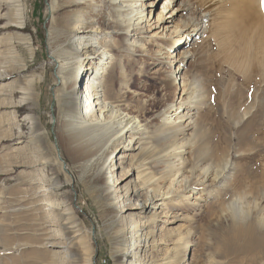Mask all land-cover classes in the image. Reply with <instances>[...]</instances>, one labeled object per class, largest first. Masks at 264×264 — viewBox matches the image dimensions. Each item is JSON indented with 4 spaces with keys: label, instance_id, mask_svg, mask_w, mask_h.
<instances>
[{
    "label": "rangeland",
    "instance_id": "1",
    "mask_svg": "<svg viewBox=\"0 0 264 264\" xmlns=\"http://www.w3.org/2000/svg\"><path fill=\"white\" fill-rule=\"evenodd\" d=\"M67 1L0 0V264H117L116 252L122 253V264H149L151 261L143 256L145 251H151L149 258H162L167 251L175 248L172 242L180 230L184 240L177 247L185 249L177 264H193L195 248L217 246L211 234L216 228V218L205 213L207 208L218 199L232 196L230 184L239 171L242 156L245 158L252 153L249 149L255 145L258 147L259 142L252 130L254 122L251 115L243 114V109L246 105L257 104L258 99L264 102V85L251 86L242 76L246 68L241 56L247 48V40L235 27L239 25V21H235L240 17L239 12L236 16V12L233 9L229 11L227 7L222 13L217 7L214 10L216 17L212 18L214 16L206 11V7L194 8L201 17L203 28L213 23L219 32L215 38H208V29L205 33L202 29L184 47V51L191 55L184 61L180 74L188 73L191 88L199 85V97L192 102L197 100L200 104L198 109L191 111L193 119L183 120V124L192 123L200 117L204 119L199 127L191 125L192 128L183 129L177 136L175 143L181 147H175V153L179 156L173 155L172 149L166 150L169 143L164 144L160 140L167 135L164 128L172 126L170 123L177 117L175 114L188 110L190 100L183 103L180 99L187 96L192 99L194 95H181L180 79L170 84L167 76L172 70L168 64L154 59L152 50L157 48L155 44L142 41L139 43L143 48H140L131 45V42H123L120 36L113 41L114 37H106L101 31L95 35L97 41L107 38L104 43L116 56L113 65L106 69L104 86L109 91L118 89L119 100L128 105L145 128L141 149L128 152L135 154L136 160L130 177L123 184L130 180L134 185L133 180L139 170H134L138 165L135 161L138 160L146 159L148 162L144 178L150 175L165 177L174 164L183 172L180 178L190 176L192 169L196 168L193 180L201 182L203 179L198 172L201 168H209L204 184L194 192L200 196L199 200L190 198L189 203L188 195L192 193L183 192L180 198H173L168 203L179 221L167 224L166 221L171 218L161 219L164 223L159 221L151 225L153 238L142 235L133 238L129 235V221L122 219L114 209L117 196L123 194L116 192V177L112 175L102 179L97 176L101 167H82L80 160L73 157L70 147L67 136L70 129L64 105L68 92L59 81V73L68 61H79L77 66L80 68L87 59H84V50L76 51L81 48L76 37L78 30H68L69 21L57 24L75 11L83 10L82 13H85L90 10L88 4L71 5ZM150 1L145 0V3ZM164 1L155 0V6L146 7L145 14L148 15L151 10L147 24L155 25V17ZM182 1L190 5V1ZM232 1L220 4L230 6L234 3ZM124 5L128 6L129 2ZM100 6L102 14L97 19L91 14L100 26L104 16L118 18L119 13L124 17L128 12L125 7L119 13L112 12L106 2L100 3ZM52 8H55L54 12ZM262 17L264 20V10L260 19ZM260 36V39L253 37L251 43L253 46L260 43L259 56L264 57V32ZM157 42L160 43V40ZM96 50H86L88 57L96 59ZM234 52L241 53L237 59L239 73H233L226 61V56ZM255 76L258 78L259 75ZM83 82L87 83L88 78ZM83 82L79 92L84 90ZM76 84L73 86L75 89L78 88ZM234 100L239 105L230 124L220 115ZM217 121L225 124L229 133L216 125ZM178 122L177 125L180 124ZM226 133L227 137L232 133L244 137L241 136L238 144L235 141L226 144L220 141ZM218 141L219 150L214 148ZM199 154L202 160L197 161ZM115 156L109 154L106 166L110 170L118 161V156L114 159ZM180 162L182 164L178 165ZM225 162H228L227 168L213 181L215 171ZM169 182L163 181L161 187L165 190ZM104 186L112 190L108 197L104 195ZM159 210L161 207L156 211ZM150 216L151 213L146 210L140 212L137 218L147 219ZM160 225L177 230L162 235L158 228ZM113 229H125L118 243L113 239ZM52 243L55 246H51Z\"/></svg>",
    "mask_w": 264,
    "mask_h": 264
},
{
    "label": "bare ground",
    "instance_id": "2",
    "mask_svg": "<svg viewBox=\"0 0 264 264\" xmlns=\"http://www.w3.org/2000/svg\"><path fill=\"white\" fill-rule=\"evenodd\" d=\"M126 1L129 2L128 6L124 5ZM188 1H190V5H186L182 0H165L161 5V11L155 17V25L153 26L152 24H147L150 20L151 10L148 12V15L145 13L146 7L155 6V0H151L148 3H145V0H69L67 2L71 5L88 4L90 11L85 13H82L83 10L75 11L73 15H68L66 19L62 20V18L59 20L57 24L59 25L62 22L64 24V22L67 23L69 21L70 23L67 24L68 30L72 32L78 30L77 33L79 35L76 37L81 48H77L76 51L81 50L83 52L84 50V59H87L85 63L83 62L81 64L82 66L80 68L77 66L79 61H73L72 59V61H68L61 68L59 73V81L62 87H65L68 92V97L64 105L68 115L67 126L70 129L67 130V136L69 137L70 147L73 150V157L75 160H80L79 164L84 168L88 166L101 167L98 170L97 176L102 179L106 178L105 176L113 175L114 178L116 177V192L120 191L123 194L120 197L117 196L114 209H116V213L120 214L122 219L129 221V229L131 232L129 235L133 238L135 236L137 237V235L153 238L154 235H152L151 225L159 221L163 222L161 219L171 218L166 221L167 224H174L179 221L178 215L172 212L173 209L168 207V203L173 198H180L183 192L192 193L188 195L189 203L190 198L199 200L200 196H197V193L194 194V192L199 185L204 184L203 180L208 175L209 168H201L200 172H198L203 179L201 182L199 180H195L194 182L193 180V172L196 168L192 169L190 176L186 177L183 175L180 178V173L183 172L174 164H172V168H174H171V171L165 177L155 178L154 175H150V177L144 178L143 175L148 170L145 168L148 162H146V159L138 160L135 161L138 162V165H136L134 170H139L136 171L133 180L134 185L130 180L123 184L130 177V170L134 167L133 162L136 160L135 154H128V152L134 151V149H141V136L145 128H142V122L128 109V105L123 103L122 100H119L118 89H111L109 91L104 86L103 79L107 73L106 69L113 65L116 56L110 51L107 43H104L107 41V38L97 41L95 35L101 31L106 37H114L113 41L120 36L123 42H131V45L140 48H143V45L139 43L142 41L147 40L149 44H155L157 48L152 50L154 59L158 63L168 64L170 70H172L169 76H167L170 84H175L180 79L182 87L181 95H194L192 99H189V96L180 99L183 103L190 100L188 101L189 107L187 112L180 111L181 114L176 113L175 115L177 117L170 123L172 126L164 128L167 130V135L160 141L164 144L165 142L169 143L167 146L168 149L166 150L172 149L171 152L173 155L179 156L178 153H175L177 150L175 147L180 148L181 145L175 143V139L181 135L182 130L192 128L190 127L191 125L194 128L196 126L199 127L200 121L204 119L200 117L192 123L190 121L187 124H183L193 116L192 114L194 113H191V111L198 109L200 104L197 100L192 102L193 99L199 97V85L195 84V87L191 88V85L188 83V73H184L182 76L180 74L184 61L191 55L187 51H184V47L192 42L193 36H197L198 32L202 29V33H205L208 29V38H215L219 32L213 23L209 27L206 24L203 28L201 25L202 22H200L201 17H198L197 11L194 8L206 7V11L214 16L212 18L216 17L214 10L217 7L221 11L227 7L229 11L233 9L236 12L235 15H238L239 12L240 17L235 20L236 22L239 21V25L235 27L240 33L242 32L241 36L247 40V48L244 51L241 49L243 52L242 56L239 52H234L226 56L227 64L233 73H239L240 67L237 59L240 55L245 63L246 69L242 71V76L246 83L254 87L258 86V84L264 85V72L262 71V69L264 70V57H260L258 52L259 50L261 51L259 49L261 46L260 43L255 44L256 46H253L254 44L251 43L253 37L258 36L260 39L261 33L263 34L264 32L263 17L260 19L261 13L264 10V0H234L232 4L229 2L231 4L230 6L225 3L226 1L233 2L232 0ZM102 2H106L112 12L119 13L124 7L127 8L128 12L125 16L123 15L124 17H122V13H119L118 18L104 16L100 26L95 23L96 20L94 21V17L97 19L102 14L100 9V3ZM221 2H225L224 7L221 6ZM188 5L192 8L190 9ZM54 10L55 8L51 9L52 12ZM190 12L192 13L190 14ZM91 14L94 16L93 18ZM155 29L158 31L153 32ZM88 33H91L90 36H87ZM157 40H160V43ZM89 48L97 49L95 52L96 59L88 57L86 50H89ZM171 49L173 50L170 51ZM100 56L102 57L101 59H99ZM172 64H174L173 67ZM255 75H259L258 78H255ZM86 78H88L87 83L83 82ZM82 82L84 84V90L79 92L78 89H80ZM74 84H76V87L78 86L76 88L77 90L73 87ZM236 94H239V92ZM232 102L233 104L229 103L226 106L227 109L225 112L220 115L230 124L239 105L235 100ZM254 105H246L243 109V114L251 115V119L254 122L252 130L256 132L254 134L259 140L258 147L256 145L252 146L249 150L253 152H249L250 154L246 155L245 158L242 156V164L238 167L239 171L237 175L235 176L234 174L233 183L230 184V195L232 196L226 198V201L224 199H218L209 209L207 208L205 213L207 214L208 212V215L216 218V228L212 230L211 234L214 241L217 242V246L206 247V245H203V247L195 248L192 253L193 264H264V102L258 99L256 107ZM179 114L180 116L178 117ZM208 115L210 114L208 113ZM213 116L215 115L213 114ZM177 121H180L178 122L180 124L177 125ZM216 123L223 131L228 132L225 124L221 125L219 121ZM117 126H119L118 129H116ZM223 136L220 141H225L226 144L234 141L238 144L242 140L241 138L244 137L239 133H232L228 137L226 133V136ZM218 143L220 142L218 141L214 144V148L217 150H219ZM178 145L179 147H177ZM111 153L116 154L114 159L118 156V161L113 163L112 170L106 166L109 154ZM167 154L169 155L170 152H167ZM200 156L202 155L199 154L197 156V161L202 160ZM211 159L212 157L209 160ZM181 164L180 162L178 165ZM227 166L228 162H225V164L215 171L213 181L222 174ZM115 172H118L119 175L116 174L117 176H115ZM163 181H170L165 190L161 187ZM103 189L105 190V197L111 195L112 190H109L107 186H104ZM135 197L138 198L136 199ZM121 198L124 199L122 200ZM140 200H142L141 206H139ZM160 207L161 210L156 211ZM146 210L151 213V216L147 219L143 217L138 219L137 215ZM158 228L162 235H167L168 232L172 234V232L177 230L176 228H163L162 225ZM181 231L177 232V238L172 242L173 245H176L175 248L167 251L162 258H149L152 254L151 251H145L146 255L144 254L143 256L151 261L149 264H177L178 260H181L185 249L177 247L184 240ZM124 233L125 229H113L112 236L114 241L117 243L120 242ZM51 246H55V244L52 243ZM201 254H204V256H201ZM114 256L117 258V264L124 262L123 260L121 261L122 253L116 252ZM145 264L148 263L146 262Z\"/></svg>",
    "mask_w": 264,
    "mask_h": 264
}]
</instances>
